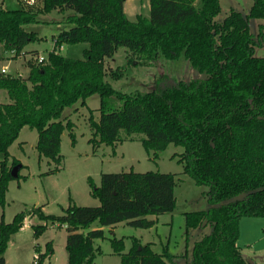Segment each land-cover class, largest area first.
Segmentation results:
<instances>
[{"label": "trees", "instance_id": "trees-1", "mask_svg": "<svg viewBox=\"0 0 264 264\" xmlns=\"http://www.w3.org/2000/svg\"><path fill=\"white\" fill-rule=\"evenodd\" d=\"M125 2L41 0L34 6L0 9V44L18 56L38 39L25 25L36 22L41 13L72 11L65 21L71 27L55 36L45 62L29 60L27 76L0 70V89L9 96V102L0 103V205H6L9 182L19 178V172L12 174L19 161L9 165L8 158L22 128L37 129V149L59 166L65 128L71 130L73 144L76 141L73 121L62 119L64 110L78 102L85 106L99 95L100 118H89L94 147L115 145L135 133L155 155L170 144L182 146L179 162L184 172L209 187V209L187 213L186 228L197 229L207 220L213 230L195 243L193 258L186 264H247L238 246L240 221L264 217V57L255 55L264 36L257 42L249 23L250 18L264 19V0H254L246 15L231 10L223 18L221 0H150V16L140 14L135 21L128 18ZM83 42L88 44L83 58L59 52L63 44ZM120 47L147 63L160 54L168 60L184 56L206 77L160 75L151 90L123 92L106 79V60ZM89 182L100 205L71 203L62 215L46 214L42 207L29 213L66 225L68 264H94V241L104 237L103 226L126 222L149 228L155 221L148 215L171 212L176 205L174 173L130 170L103 173L99 186ZM27 215L19 212L6 222L1 214L0 264H6L9 241ZM96 221L101 228L81 231ZM46 227L37 226L35 234ZM112 245L121 254V264H174L178 257L168 250L159 254L137 241L127 253L123 239L114 238ZM53 252L51 242L39 254L38 264Z\"/></svg>", "mask_w": 264, "mask_h": 264}, {"label": "rangeland", "instance_id": "rangeland-1", "mask_svg": "<svg viewBox=\"0 0 264 264\" xmlns=\"http://www.w3.org/2000/svg\"><path fill=\"white\" fill-rule=\"evenodd\" d=\"M254 0H221L222 10L219 18L227 16L231 10H239L248 14ZM26 6L21 0H0V9H19ZM125 11L129 19L135 21L137 16H150V0H127ZM69 10H54L41 13L34 23L25 25L28 32H34L38 39L29 43L23 52L13 55L0 44V70L7 68L11 75L29 74L28 61L37 62L33 54L48 57L55 47V36L69 29L66 23ZM250 31L255 39L261 41L264 36V19L250 18ZM260 39V40H259ZM263 42V41H262ZM87 43L63 44L59 52L71 58H83ZM255 55L264 57V44L255 46ZM107 80L112 86L126 93L151 90L155 79L160 75H170L176 79L192 80L205 78L206 74L193 68L182 56L177 60H168L160 56L147 63L128 48L120 47L112 57L107 58ZM111 72V73H110ZM116 72L113 77L112 73ZM9 102L8 92L0 89V103ZM100 97L94 95L82 106L80 102L64 110L62 119H71L74 123L75 144L70 135L71 130L65 128L61 139L62 162L58 166L48 157L41 155L37 149L38 131L26 125L17 139L9 148L8 164L14 160L22 164L19 178L11 180L6 191V205H0L4 220L11 222L19 212L28 215L24 226L12 235L4 254L6 264H34L35 254H44L47 245L52 242L54 252L47 256L42 264H68L66 249L67 229L58 222L52 223L39 218L33 208L42 207L46 214L62 215L72 203L82 206H98L100 201L92 195L93 187L89 179L97 186L101 184L103 173H119L135 170L136 172L159 171L174 173L176 178V205L173 211L163 214H151L147 217L155 219L149 228L134 227L126 222L113 226H103L104 237L94 241L96 256L94 264H121V254L114 250V238L124 240L123 253H127L134 242L150 244L152 249L161 254L165 250L175 253L178 257L174 264H186L193 258V248L197 241L213 230L211 226H201L187 231V213L207 210L210 207L207 192L208 186L198 185L195 180L184 172L179 162L182 146L170 144L158 155L148 153L139 134L115 145L102 143L97 147L89 140L93 136L89 118H100ZM3 155H0V160ZM59 167V169H57ZM32 210V211H31ZM47 225L38 235L36 227ZM101 228L98 221L81 231ZM238 246L247 264H264V217L246 216L240 221V237Z\"/></svg>", "mask_w": 264, "mask_h": 264}, {"label": "built area", "instance_id": "built-area-1", "mask_svg": "<svg viewBox=\"0 0 264 264\" xmlns=\"http://www.w3.org/2000/svg\"><path fill=\"white\" fill-rule=\"evenodd\" d=\"M24 4L28 5V6H34V5H37L41 0H21ZM12 54L15 56L16 55V52L15 50H12ZM36 60L37 62H45L47 60V57H44L43 55H40L38 54L36 56ZM1 72L4 73V74H8L7 73V68L6 67H3L1 69ZM20 76H23L20 74ZM64 227H66V225H63ZM35 260H34V264H38V261H39V254L36 253L35 254Z\"/></svg>", "mask_w": 264, "mask_h": 264}, {"label": "water", "instance_id": "water-1", "mask_svg": "<svg viewBox=\"0 0 264 264\" xmlns=\"http://www.w3.org/2000/svg\"><path fill=\"white\" fill-rule=\"evenodd\" d=\"M21 166H22V164H18V165H16V166L13 168V170H12V174H13V176H17V175H18V172L20 171ZM206 223H207V220L204 221L203 226H205Z\"/></svg>", "mask_w": 264, "mask_h": 264}, {"label": "crops", "instance_id": "crops-1", "mask_svg": "<svg viewBox=\"0 0 264 264\" xmlns=\"http://www.w3.org/2000/svg\"><path fill=\"white\" fill-rule=\"evenodd\" d=\"M127 1V0H126ZM126 3V2H125ZM135 171V170H134ZM153 220H155V219H153ZM25 224V223H24ZM66 228V227H65Z\"/></svg>", "mask_w": 264, "mask_h": 264}]
</instances>
